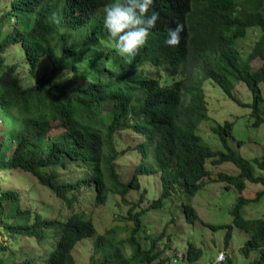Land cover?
I'll return each instance as SVG.
<instances>
[{"label": "trees", "instance_id": "trees-1", "mask_svg": "<svg viewBox=\"0 0 264 264\" xmlns=\"http://www.w3.org/2000/svg\"><path fill=\"white\" fill-rule=\"evenodd\" d=\"M1 4L0 172L28 171L58 192L65 185L57 170L75 164L86 167L90 174L69 185L74 189L84 183L93 185L96 205H105L110 193L119 195L132 205L127 220L133 226L122 238L116 227L98 234L94 220L78 214L66 220L38 218L33 210L18 205L16 191L0 187V264H76L74 249L96 234L95 247L103 249L97 264H165L160 259L164 251L157 249L164 234L152 238L143 214L163 206L176 189L192 199L211 177L208 160L213 166L232 162L240 169L236 175L219 172L213 180L227 183L226 189L233 186L243 192L247 181L264 185V176L255 173L251 161L229 145L234 122L213 127L225 150H213L198 133L200 123L209 118L206 79L219 84L235 101L233 90L245 83L253 95V125L264 123V0H12L9 7ZM250 29L261 34L244 57L238 41ZM13 46L21 49L33 76L50 62L31 86H23L16 63H5L4 55ZM257 58L262 63L255 69L251 63ZM56 122L63 128L60 135L52 133ZM129 130L143 140L133 147L140 160L127 180L118 161L120 135ZM254 162L264 171V159L256 157ZM155 174H160L161 196L135 211L140 205L128 202L127 195L141 188V176ZM263 194L258 192L256 199ZM143 198L144 193L140 201ZM10 201L11 213L6 209ZM249 201L239 197L233 222L250 235L242 247L245 255L259 251L252 264H264V219L242 215ZM182 208L188 222L200 219L191 203H183ZM232 228L229 225L226 245ZM54 233L57 245L51 241L48 250L47 239H54ZM17 236L35 239L45 255L19 260L8 243ZM141 239L148 240L149 246ZM123 247L131 252H122ZM201 255V249L190 243L189 263Z\"/></svg>", "mask_w": 264, "mask_h": 264}, {"label": "rangeland", "instance_id": "rangeland-1", "mask_svg": "<svg viewBox=\"0 0 264 264\" xmlns=\"http://www.w3.org/2000/svg\"><path fill=\"white\" fill-rule=\"evenodd\" d=\"M0 1L6 7H9L12 2V0ZM260 34L258 29H250L247 37L238 41L239 49L244 57H247L251 52ZM4 60L6 64L16 63L19 66V75L25 87L33 85L37 78L51 66L47 60L40 67L36 76H33L25 55L17 46H13L7 51ZM261 63V59L257 58L251 64L257 69ZM66 75L67 73H64V76ZM261 88L264 96V83H261ZM204 89L209 118L200 123L198 133L213 150H225L213 127L223 124L227 120L234 122L233 135L228 138L230 147L251 161L257 175L264 176V171L258 169L254 162L256 157L264 159V123L258 127L253 125L255 118L251 116L250 107L253 95L248 86L240 82L233 90V94L239 102L229 97L223 88L211 79H206ZM62 132L63 128L60 124L54 123L52 133L60 135ZM120 138H122V142L119 143V148L122 150V154L118 161V167L123 178L130 180L140 160L139 153L133 147L141 142L143 137L129 130L121 133ZM239 142H242L241 146H239ZM207 168L211 172V177L206 179L207 183L198 190L192 199L187 198L180 193L179 189H176L175 193L164 200L163 206L149 208L143 214L145 229L148 230L152 238H158L162 233L164 234L157 243V249L164 251L160 259L164 258L165 264H213L220 252H225L227 255L226 261L222 264H252L259 258L260 252L251 251L249 255H245L242 247L250 235L234 225L232 211L239 197L243 195L250 201L242 208V215L248 219H264V194L256 199L257 193L264 191V185L247 181V187L243 192L233 186L226 189L227 183L213 180L217 178L219 172L236 175L240 173V169L232 162L213 166L210 160L207 162ZM88 174L90 173L86 167L80 168L76 164L70 165L64 170H57L59 180L65 185L57 192L41 184L28 171L22 169L2 171L0 172V187L2 190L16 191L18 205L20 203V207L23 209L33 210L38 218L66 220L72 214H78L92 218L98 234H103L106 230L116 227L119 236L125 237L127 230L133 226V222L127 220L128 211L132 205L124 202L119 195L112 193L105 205H96L93 185L84 183L82 188L74 189L72 187L77 184L78 180L85 179ZM140 183L141 188L132 189L126 197L128 202L133 201L140 205L135 211L147 208L158 200L163 189L160 174L141 176ZM142 193L145 198L140 201ZM183 203H191L196 208L200 217L198 221L195 223L187 221L182 208ZM13 208L12 201L6 204L8 212L11 213ZM229 225L233 226L232 236L229 245H226L225 237L229 231ZM212 226L225 227L214 229ZM98 234L78 243L73 251L76 264H97L100 261L103 249L95 247ZM54 236V239H47L45 248L48 250L51 248H49L51 241L54 243V247L57 245L58 238L55 233ZM140 241L145 247L150 244L146 239ZM106 242L109 246L111 245L110 241ZM8 243L19 260L23 256L31 255L39 260L45 255V248L35 239L29 237L17 236L14 240H8ZM190 243L195 244L202 251L200 259L195 263H189L186 259ZM104 250L107 251V249ZM122 252H131V250L126 251L123 247Z\"/></svg>", "mask_w": 264, "mask_h": 264}, {"label": "built area", "instance_id": "built-area-1", "mask_svg": "<svg viewBox=\"0 0 264 264\" xmlns=\"http://www.w3.org/2000/svg\"><path fill=\"white\" fill-rule=\"evenodd\" d=\"M227 255L225 252H220L213 264H222L226 261ZM176 261V260H175Z\"/></svg>", "mask_w": 264, "mask_h": 264}, {"label": "clouds", "instance_id": "clouds-1", "mask_svg": "<svg viewBox=\"0 0 264 264\" xmlns=\"http://www.w3.org/2000/svg\"><path fill=\"white\" fill-rule=\"evenodd\" d=\"M175 260L177 261V259H176V258H175ZM176 261H175V262H176Z\"/></svg>", "mask_w": 264, "mask_h": 264}]
</instances>
